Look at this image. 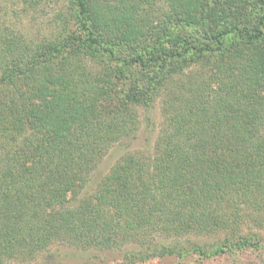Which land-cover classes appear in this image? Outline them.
Listing matches in <instances>:
<instances>
[{
    "label": "trees",
    "instance_id": "16d2710c",
    "mask_svg": "<svg viewBox=\"0 0 264 264\" xmlns=\"http://www.w3.org/2000/svg\"><path fill=\"white\" fill-rule=\"evenodd\" d=\"M64 1L40 40L0 28V264L54 243L214 255L264 228V0ZM159 93L153 145L88 189Z\"/></svg>",
    "mask_w": 264,
    "mask_h": 264
},
{
    "label": "rangeland",
    "instance_id": "374dc122",
    "mask_svg": "<svg viewBox=\"0 0 264 264\" xmlns=\"http://www.w3.org/2000/svg\"><path fill=\"white\" fill-rule=\"evenodd\" d=\"M66 4L64 0H0V28L7 27L32 41L40 40L51 34L56 13L60 8H65ZM158 7L160 9H157ZM167 9L163 1H158L152 16L154 20L158 21V17H162ZM125 51L128 52L127 49ZM198 66L191 65L185 70L188 72L197 69ZM160 97L159 93L150 107L138 110L140 123L137 132L134 136L116 142L109 148L91 174L88 189L91 190L123 154L135 149L147 150L153 145L161 128ZM237 233L242 238L238 240L231 236L234 245L231 250L224 247V251L214 255L185 252L181 256L156 257L144 262L130 263L125 255L128 251L137 252L141 249L136 243L103 250L81 249L54 243L30 264H264V251L260 247L256 248V245L264 244V228H240ZM219 237L218 235L203 236L208 242ZM239 241L244 242L245 245L238 243Z\"/></svg>",
    "mask_w": 264,
    "mask_h": 264
}]
</instances>
